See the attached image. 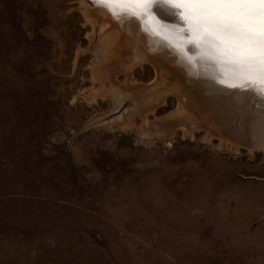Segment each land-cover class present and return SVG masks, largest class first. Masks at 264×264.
Masks as SVG:
<instances>
[{
    "label": "rangeland",
    "instance_id": "1",
    "mask_svg": "<svg viewBox=\"0 0 264 264\" xmlns=\"http://www.w3.org/2000/svg\"><path fill=\"white\" fill-rule=\"evenodd\" d=\"M103 3L123 26L101 0H0V264H264L261 134L183 116L131 56L117 83L154 89L114 105Z\"/></svg>",
    "mask_w": 264,
    "mask_h": 264
},
{
    "label": "bare ground",
    "instance_id": "2",
    "mask_svg": "<svg viewBox=\"0 0 264 264\" xmlns=\"http://www.w3.org/2000/svg\"><path fill=\"white\" fill-rule=\"evenodd\" d=\"M107 3L128 14H124L123 18L121 17L124 23L121 26L123 32L120 25L114 20V16L106 12L108 8L105 3L100 4L98 7L104 12V15L102 14L103 16L100 18L95 16L98 22L101 21L99 23L101 42L98 46L99 53H97L98 51L96 53L99 55L100 60L106 62L107 71H105V74L99 71V74L97 73L96 75H100L99 77L102 79L109 80L110 85L106 90L112 91L109 94L114 105H120L123 99L139 100L141 97L146 99L148 96L151 97L150 93L154 89V87H152L153 89L151 88V85L146 89H133L130 86V88H125L117 83L115 75L127 62L126 58L131 56V62L133 63L147 62L153 66L156 72V80L152 85L158 89L154 98L162 101L166 94H175L179 101L178 110L180 114L189 119H193L195 116L192 114L194 111L206 116L205 120L213 123L215 118L218 120H221V118L222 120L228 119L229 122L233 120L238 122V119L242 121L246 118L247 121H252L251 131L261 134L263 140L260 144L261 146H258L264 150V116H256L259 112L264 113V99L259 97L262 94L250 89L248 85L247 88L249 90L242 91L246 87L234 86V84L241 83H238L236 79H232L230 75H224L227 79H221L220 75L214 72V69L212 70L211 64L207 61V56L203 52L194 54L193 58L185 60L177 44L172 41V37L177 35L179 29L183 26L182 18H178L175 15L177 10L159 5V8H157L158 20L154 21L157 24L156 26L155 24H149L144 17H140L137 13L123 7L119 3ZM159 19L161 21L157 22ZM167 21L173 22L174 25L172 26ZM128 33L133 38H127L126 34ZM225 67L227 68L228 66H222L221 70L223 71ZM94 70L98 71L99 69L96 66ZM131 74L130 72H125L128 80L131 78ZM260 89L261 92L264 91L263 88ZM182 98L185 100L183 101ZM157 100H155L156 103L158 102ZM253 113L255 114L254 117H258V122L254 123L255 119L251 120L252 117L250 116H253ZM244 115L246 117L240 118V116ZM193 121L196 122L195 120ZM238 127L241 132L245 133L246 128L242 124L239 123Z\"/></svg>",
    "mask_w": 264,
    "mask_h": 264
},
{
    "label": "snow or ice",
    "instance_id": "3",
    "mask_svg": "<svg viewBox=\"0 0 264 264\" xmlns=\"http://www.w3.org/2000/svg\"><path fill=\"white\" fill-rule=\"evenodd\" d=\"M111 3H153L193 5L185 11V22L196 36L188 41L190 51L208 50L210 54L227 55L235 70L244 71L256 65L254 53H264V0H101ZM145 16L147 12L143 13ZM234 70V71H235ZM256 70L264 77V61Z\"/></svg>",
    "mask_w": 264,
    "mask_h": 264
},
{
    "label": "water",
    "instance_id": "4",
    "mask_svg": "<svg viewBox=\"0 0 264 264\" xmlns=\"http://www.w3.org/2000/svg\"><path fill=\"white\" fill-rule=\"evenodd\" d=\"M91 2V0H89ZM123 7L129 8L133 12L137 13L140 17H144L145 20H148L147 22L149 24H155L157 16H158V9L159 6L153 3H147V4H138V3H119ZM161 6H166L172 10H177L175 12V15L178 18H182L183 20V26L181 29H179L177 35L172 37V41L177 44V47L181 50V54L186 59H190L194 57V54L190 51V45L188 41L195 40L196 36L193 34V32L189 29V25L185 22V11H191V9L195 6L193 5H185V4H178L175 6L162 4ZM147 12L148 14L145 16L143 13ZM161 19H159L160 22ZM164 21V20H163ZM172 26L174 25L173 22L167 21ZM157 26V24H155ZM181 30V31H180ZM180 32V33H179ZM171 37V36H170ZM171 40V39H169ZM199 52L205 53L207 56V61L211 64V68L214 72L218 73L221 77V79H227L224 77V75H230L232 79H236L238 83L241 84H234V86H243L246 87V89H242V91L249 90L247 87L250 86V89H254L255 91L261 93L262 95L259 97H262L264 99V91L261 92L260 88L264 89V77L261 76V74L256 70L260 66L261 61H264V53H262L259 49L256 50V52L253 54L254 59L256 60V65L253 68L240 71L235 70L236 66L231 63L230 57L232 55L231 52H229L227 55H222L217 53L216 55L210 54L208 50H197L195 54H198ZM182 58V59H184ZM189 64V63H188ZM222 66H228L225 67L223 71L221 70ZM232 70V71H231ZM235 70V71H234ZM231 80V79H230ZM248 85V86H247ZM257 95V94H256Z\"/></svg>",
    "mask_w": 264,
    "mask_h": 264
}]
</instances>
